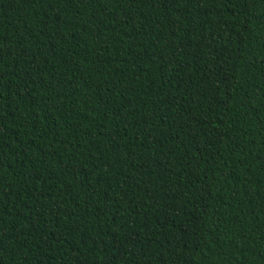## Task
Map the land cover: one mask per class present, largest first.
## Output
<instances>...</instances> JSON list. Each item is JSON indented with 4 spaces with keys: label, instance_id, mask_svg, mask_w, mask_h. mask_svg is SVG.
<instances>
[{
    "label": "trees",
    "instance_id": "trees-1",
    "mask_svg": "<svg viewBox=\"0 0 264 264\" xmlns=\"http://www.w3.org/2000/svg\"><path fill=\"white\" fill-rule=\"evenodd\" d=\"M0 264H264V0H0Z\"/></svg>",
    "mask_w": 264,
    "mask_h": 264
}]
</instances>
